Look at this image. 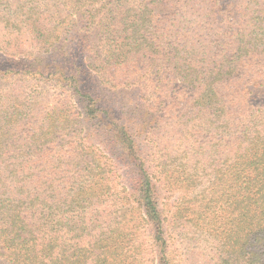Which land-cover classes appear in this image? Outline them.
<instances>
[{
	"label": "trees",
	"instance_id": "trees-1",
	"mask_svg": "<svg viewBox=\"0 0 264 264\" xmlns=\"http://www.w3.org/2000/svg\"><path fill=\"white\" fill-rule=\"evenodd\" d=\"M0 53V264H264V0H0Z\"/></svg>",
	"mask_w": 264,
	"mask_h": 264
},
{
	"label": "rangeland",
	"instance_id": "rangeland-1",
	"mask_svg": "<svg viewBox=\"0 0 264 264\" xmlns=\"http://www.w3.org/2000/svg\"><path fill=\"white\" fill-rule=\"evenodd\" d=\"M9 62L2 58L1 53H0V64L2 65V68L5 67V65H7ZM16 63L18 64V66L22 65V62L20 61H16ZM85 75V74H84ZM88 79H90L89 84L92 87V85L97 86L93 80L90 78V76H88ZM29 83L31 86H37L38 85V81L37 80H31L30 78L28 79ZM48 82V81H46ZM7 80H0V88H3L7 85ZM26 83V82H25ZM18 85V84H17ZM45 85V83H44ZM94 86V90L96 91V94L99 98V103H103L104 106H106L107 109H112V108H116V106H121L118 110L119 113V117L121 122L125 123L126 125L130 126V128L136 132V134L141 133L142 131L139 129V123H138V115L137 113L129 108V110L131 111V113L129 111H127L125 109V107H123L125 105L126 102L128 101H124V98L122 97V94L119 93H115V94H110V92H108L106 89H103L101 87L96 88ZM124 108V109H123ZM142 135V133H141ZM141 140H143V135L141 137ZM142 144V143H141Z\"/></svg>",
	"mask_w": 264,
	"mask_h": 264
}]
</instances>
